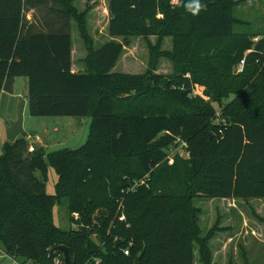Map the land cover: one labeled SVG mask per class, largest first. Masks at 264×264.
I'll return each instance as SVG.
<instances>
[{
	"label": "trees",
	"instance_id": "1",
	"mask_svg": "<svg viewBox=\"0 0 264 264\" xmlns=\"http://www.w3.org/2000/svg\"><path fill=\"white\" fill-rule=\"evenodd\" d=\"M52 1L57 7L49 10L61 18L44 24L45 29L27 14L45 8L48 0H0V96L4 89L13 91L16 77L26 76L32 116L88 117L90 132L82 146L52 152L42 146L31 152L25 131L6 142L0 155L2 251L21 264H54L64 254L56 250L62 245L69 249L64 264H192L178 252L187 230L171 232L176 220H186L176 209L178 200L264 198V102L259 103L264 101V68L251 55L244 71L235 73L257 35L233 33L243 22L235 16L241 1L200 0L199 13L192 15L184 7L188 0L175 5L107 0L109 38L99 45L89 24L96 2L87 0L81 10L76 0ZM145 19L147 27L140 25ZM75 26L85 46L81 70L74 68ZM177 31L231 40L218 55L191 56L189 66L177 71L171 57ZM134 38L148 45L147 69L114 71ZM166 38H171L170 49L163 48ZM161 59L172 63V73L159 72ZM255 75L260 78L252 91H245ZM193 84L205 85L227 103L239 94V103L248 107L213 123L212 107L202 96H192ZM153 90L163 92L154 96ZM173 121L189 123L196 136L204 130L212 142L191 150L189 173L196 181L189 183L188 197L170 188V166L155 171L158 154L148 145ZM219 131L228 136L225 152L213 142ZM49 165L58 175L54 195L46 190ZM56 207L65 208L69 228L55 223ZM118 211L127 223L119 222Z\"/></svg>",
	"mask_w": 264,
	"mask_h": 264
},
{
	"label": "rangeland",
	"instance_id": "2",
	"mask_svg": "<svg viewBox=\"0 0 264 264\" xmlns=\"http://www.w3.org/2000/svg\"><path fill=\"white\" fill-rule=\"evenodd\" d=\"M169 1L174 5L176 4V0ZM240 1L235 9V16L243 22L234 26L233 33L249 38L255 34H263L264 0ZM87 4V0L75 1V5L81 10L85 9ZM52 6L57 7L55 2L48 0L45 8L29 11L27 18L32 19L33 17V20H36L40 26L45 27L44 24L48 25V23L61 18L57 12L49 10ZM99 12L100 14L103 12L101 6L91 13L92 27L96 28L98 33L102 35L101 39L96 41L97 45L106 40L104 34H106L105 26L108 21L107 17V19L97 23L95 16ZM155 16L162 17V14L155 11ZM149 24V19H145L140 25L147 27ZM101 31L103 34L100 33ZM175 36L176 49L171 57L177 64V71H182L189 66L191 56L198 58L218 55L225 50L231 40L229 37L190 36L185 35L183 32L178 33V31ZM73 37L75 49L73 55L74 68L81 70L83 67L81 61L85 56V46L76 26ZM151 41L155 43L156 38L151 37ZM171 47V38H166L163 48L170 49ZM153 53L155 62L157 51L155 50ZM148 58L149 48L147 43L142 38H134L132 45L127 48L114 71L141 73L147 69ZM172 71V63L167 59H161L159 72L170 74ZM187 76H190V74H187ZM259 78L255 75L249 81L245 91L251 92V84ZM14 80V90L12 92L6 91L0 106V153H2L1 148L4 141H9L6 133L9 121L18 116L21 101L29 93L27 77L19 76ZM210 90L203 84H193L192 96H202L210 104L214 112L211 120L213 123H218L221 120L226 122L230 115L242 112L248 107L246 103H239V94H237L234 101L227 103L229 99L217 98L213 90L208 95ZM162 92L152 91L154 96L162 94ZM167 94V97L170 98L169 93ZM171 102L174 104V100H171ZM261 102H264L263 98L260 99L259 103ZM174 122L171 123L168 130L161 131L148 145L150 149L152 148L155 151L156 155L158 154L159 161L155 171L162 172L167 166H170V170H173L171 177L167 179L171 180L170 188L178 195L188 197L187 188L189 183L196 181L195 178H191L189 173L190 163L188 159L191 157V150L192 154L193 151H196V146H202L200 150H204L212 142L209 141L204 130L200 131L199 136H196L192 133L189 123L180 125L178 122ZM90 123V118L76 116L35 117L30 114L27 107L24 112V129L27 136L30 137L28 139L29 147L34 146L37 149L42 146L38 141V136L43 140L47 152L65 148H78L85 144L90 132ZM227 138V133L223 131H219L215 136L213 142L219 146L220 151H227ZM30 148L29 150H31ZM57 187V171L54 166L49 165L46 190L49 194L54 195L57 193ZM176 209L185 214L186 220H176L174 222L176 228L173 227L171 232L177 235L175 230L178 229L179 235L187 230L186 238L178 245V252L183 251L185 256L192 260V264H264V198L195 196L190 199L189 204L186 203L185 199L178 200ZM120 211H118L117 217L119 222L127 223L128 219H121V215L124 213ZM66 215L65 208L59 209L56 207L54 211L55 223L63 228H69L71 222ZM75 217L78 219L79 214L76 213ZM127 226L130 227V224H127ZM1 248L0 244V264H19V261L7 256Z\"/></svg>",
	"mask_w": 264,
	"mask_h": 264
},
{
	"label": "built area",
	"instance_id": "3",
	"mask_svg": "<svg viewBox=\"0 0 264 264\" xmlns=\"http://www.w3.org/2000/svg\"><path fill=\"white\" fill-rule=\"evenodd\" d=\"M251 55L255 56V63L259 64L260 67L264 68V33L263 34H257V35L252 37V46L245 51L243 58L240 60L239 64L235 67V73H239V72L244 71L245 66L247 64V61H248V58ZM30 149H31L30 151L33 152L35 148H34V146H31ZM121 219L122 220L126 219L125 214L121 215ZM124 252L127 255L130 253L129 249H125ZM7 256H9V255H7ZM10 257H12V256H10ZM12 258H14V257H12ZM65 260H66L65 255L60 254L54 259V264H64ZM19 264H21L20 261H19Z\"/></svg>",
	"mask_w": 264,
	"mask_h": 264
},
{
	"label": "crops",
	"instance_id": "4",
	"mask_svg": "<svg viewBox=\"0 0 264 264\" xmlns=\"http://www.w3.org/2000/svg\"><path fill=\"white\" fill-rule=\"evenodd\" d=\"M94 2H96V5L94 6V8H93V10H92V13L98 8V7H100L101 6V8H103V12H102V14H100V12L99 13H97L96 14V16H95V21L97 22V23H100L101 21H103V20H105V19H107V17H108V21H109V12H108V2H107V0H92V3H94ZM176 4H177V0H176ZM92 15V14H91ZM90 15V17H89V24H90V27H91V32H92V34H93V36H94V38H95V40L96 41H98L99 39H101L100 37L102 36L101 34H99L98 33V30L96 29V28H93L92 27V16ZM108 21H107V23H108ZM105 29H106V34H104V35H106L105 36V38H106V40L109 38V35H108V29H107V24H106V26H105ZM100 33H102V31L100 32ZM103 34V33H102ZM22 77H26V76H22ZM28 79V78H27ZM15 81V80H14ZM13 90H14V88H13ZM6 91L7 90H3L2 91V94H1V96H0V106H1V102H2V97H3V95L6 93ZM24 99L26 100V105H25V108L27 107V108H30V101H29V93L24 97ZM18 118V116H16L13 120H16ZM82 118H88V117H82ZM89 119V118H88ZM57 130V129H56ZM30 137H29V135L27 136V139H29ZM37 138H38V141H39V143L42 145V147H44V145L45 144H43V140L41 139V138H39L38 136H37ZM6 142L7 141H4V143H3V149L1 148V151H2V153H0V155L1 154H3V152H4V147H5V144H6ZM45 148V147H44Z\"/></svg>",
	"mask_w": 264,
	"mask_h": 264
},
{
	"label": "water",
	"instance_id": "5",
	"mask_svg": "<svg viewBox=\"0 0 264 264\" xmlns=\"http://www.w3.org/2000/svg\"><path fill=\"white\" fill-rule=\"evenodd\" d=\"M26 100L23 98L19 106L18 118L16 120L9 121V124L6 129L7 139L11 142L15 141L19 136H21L24 129V112H25ZM56 250L64 252L66 262L69 260V249L66 246H59Z\"/></svg>",
	"mask_w": 264,
	"mask_h": 264
},
{
	"label": "clouds",
	"instance_id": "6",
	"mask_svg": "<svg viewBox=\"0 0 264 264\" xmlns=\"http://www.w3.org/2000/svg\"><path fill=\"white\" fill-rule=\"evenodd\" d=\"M185 9L192 15H197L201 9L200 0H188L184 5Z\"/></svg>",
	"mask_w": 264,
	"mask_h": 264
}]
</instances>
